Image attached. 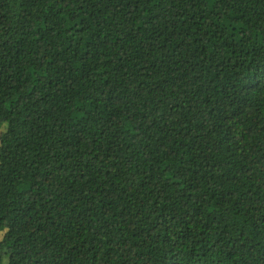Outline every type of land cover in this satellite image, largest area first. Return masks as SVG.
<instances>
[{"label": "trees", "instance_id": "1", "mask_svg": "<svg viewBox=\"0 0 264 264\" xmlns=\"http://www.w3.org/2000/svg\"><path fill=\"white\" fill-rule=\"evenodd\" d=\"M0 264H264V0H0Z\"/></svg>", "mask_w": 264, "mask_h": 264}]
</instances>
